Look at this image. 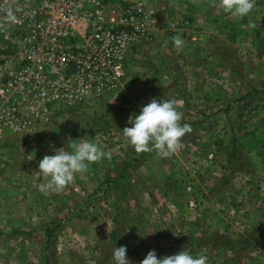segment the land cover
<instances>
[{"label": "rangeland", "instance_id": "374dc122", "mask_svg": "<svg viewBox=\"0 0 264 264\" xmlns=\"http://www.w3.org/2000/svg\"><path fill=\"white\" fill-rule=\"evenodd\" d=\"M146 1L155 26L116 87L30 133L0 129V264H115L121 245L132 264L182 247L206 264H264V0L242 18L219 0ZM153 98L191 126L167 156L123 136ZM79 139L110 158L42 193L40 159Z\"/></svg>", "mask_w": 264, "mask_h": 264}, {"label": "built area", "instance_id": "2783aa9c", "mask_svg": "<svg viewBox=\"0 0 264 264\" xmlns=\"http://www.w3.org/2000/svg\"><path fill=\"white\" fill-rule=\"evenodd\" d=\"M153 22L141 0H1L0 129L30 133L116 87Z\"/></svg>", "mask_w": 264, "mask_h": 264}, {"label": "clouds", "instance_id": "9594fccd", "mask_svg": "<svg viewBox=\"0 0 264 264\" xmlns=\"http://www.w3.org/2000/svg\"><path fill=\"white\" fill-rule=\"evenodd\" d=\"M255 0H219V7L225 13L242 18L247 16L254 7ZM9 20L15 16L11 8L5 9ZM174 47L180 49L184 40L180 35L172 37ZM181 114L175 101L164 98H153L140 107L138 114L129 116L130 126L123 128V136L136 152L157 151L167 156L174 152L181 143V138L191 131L187 123L180 124ZM69 147H53L54 154H45L38 163V171L47 178L39 185L42 193L60 192L72 183L76 174H83L88 170L90 163L102 158H110V153L94 140L79 139ZM126 246L121 245L113 249L115 264H132L126 255ZM207 256L202 253H193L182 247L171 255H161L157 258L155 250H149L139 264H206Z\"/></svg>", "mask_w": 264, "mask_h": 264}, {"label": "crops", "instance_id": "0c3cea01", "mask_svg": "<svg viewBox=\"0 0 264 264\" xmlns=\"http://www.w3.org/2000/svg\"><path fill=\"white\" fill-rule=\"evenodd\" d=\"M0 1H1V0H0ZM133 1H137V0H133ZM141 1L145 2V3L148 5L149 9L154 8V6L151 5L148 1H146V0H141ZM156 2H157V6H162V5H163V4H162L161 2H159L158 0H155L154 3H156ZM154 23H155V22H154ZM170 25H174V23L171 22ZM154 26H155V25L153 24L152 27L150 28V30H149V34H150V32H151V30H152V28H153ZM147 37H148V36H147ZM147 37L144 38L143 40L147 39ZM0 38L3 39L2 36H0ZM1 39H0V40H1ZM140 43H141V42H139L138 45H139ZM138 45H137V47H138ZM137 47H136V49H137ZM0 51H1V50H0ZM93 98H94V97H93Z\"/></svg>", "mask_w": 264, "mask_h": 264}, {"label": "trees", "instance_id": "16d2710c", "mask_svg": "<svg viewBox=\"0 0 264 264\" xmlns=\"http://www.w3.org/2000/svg\"><path fill=\"white\" fill-rule=\"evenodd\" d=\"M49 229V228H48ZM48 233H50L49 231H47Z\"/></svg>", "mask_w": 264, "mask_h": 264}]
</instances>
